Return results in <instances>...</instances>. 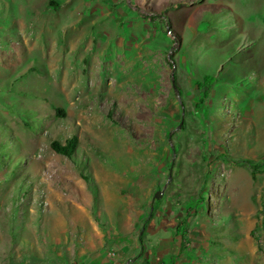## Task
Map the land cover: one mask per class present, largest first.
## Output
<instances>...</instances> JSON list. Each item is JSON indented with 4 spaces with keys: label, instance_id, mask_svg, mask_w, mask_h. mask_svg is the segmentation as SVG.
I'll list each match as a JSON object with an SVG mask.
<instances>
[{
    "label": "rangeland",
    "instance_id": "obj_1",
    "mask_svg": "<svg viewBox=\"0 0 264 264\" xmlns=\"http://www.w3.org/2000/svg\"><path fill=\"white\" fill-rule=\"evenodd\" d=\"M52 1L0 0V264H264V0Z\"/></svg>",
    "mask_w": 264,
    "mask_h": 264
},
{
    "label": "trees",
    "instance_id": "obj_2",
    "mask_svg": "<svg viewBox=\"0 0 264 264\" xmlns=\"http://www.w3.org/2000/svg\"><path fill=\"white\" fill-rule=\"evenodd\" d=\"M49 4L53 7V10L54 11L57 10V3H55L52 0H49ZM210 11L211 10H208L209 13H210ZM152 19H154V18H152ZM214 23L215 22H213V21L211 22L209 20L202 21L200 23V27L198 28L197 32L200 31V30H205V28L210 29L213 26ZM229 31H230V27H229V29L227 28V35H228V32ZM237 45L238 44L236 43L235 47H232V49H222V52H225V53L226 52H235V51L239 50V49H236L237 48ZM212 82H213V80L211 78H209L208 75H204L203 76V79H202V82L197 83V86L200 87V89H202V93H201V97L199 98V101H202L203 103H206V100L209 98L208 95H210V93H209V90H210L209 88L210 87L209 86H211ZM171 84H172V88L174 89L176 85L174 83L173 78L171 80ZM199 103L201 105L203 104L201 102H199ZM201 105H199V107ZM200 109H202V108H200ZM55 112H56V115L57 116H60V117L64 116V111L62 109L57 108ZM182 126H183V124L181 125V127ZM77 142H78L77 141V137L76 136H72V137H70L68 139H65L63 142H61L59 140H52L49 143V147H50V149L54 153H56V154H58L60 156H63V157H66V158L71 159L73 157V154H74L76 148H77ZM236 163L240 167H243V168H245V169H247L249 171L250 177H251L252 180H255L256 179V176L258 174H261V173L264 174V170L261 169V164H259V163L258 164H255V163H253V162H251L249 160L237 161ZM17 164H18L17 166L19 168L20 167L19 161L17 162ZM151 217H152V214L149 215V218L148 219H145L144 226L142 228V233L139 235V238H138V243L140 245L138 257L143 256V253H144L143 233H144V230H145L147 224L149 223Z\"/></svg>",
    "mask_w": 264,
    "mask_h": 264
},
{
    "label": "water",
    "instance_id": "obj_3",
    "mask_svg": "<svg viewBox=\"0 0 264 264\" xmlns=\"http://www.w3.org/2000/svg\"><path fill=\"white\" fill-rule=\"evenodd\" d=\"M179 128V127H178ZM174 155V154H173ZM171 171H172V167H170V169H169V174L171 173ZM160 197H161V193L159 192V191H156L155 192V195H154V198L155 199H160Z\"/></svg>",
    "mask_w": 264,
    "mask_h": 264
},
{
    "label": "crops",
    "instance_id": "obj_4",
    "mask_svg": "<svg viewBox=\"0 0 264 264\" xmlns=\"http://www.w3.org/2000/svg\"><path fill=\"white\" fill-rule=\"evenodd\" d=\"M158 230L162 231L163 229H160V227H158ZM158 232H159V231H158ZM161 236H163V235L160 234V237H159L160 240H161ZM155 238H158V235L155 236ZM164 240H167V239H164ZM166 252H167V250H165V251H161L160 253H161V254L164 253V254L166 255V254H167Z\"/></svg>",
    "mask_w": 264,
    "mask_h": 264
}]
</instances>
